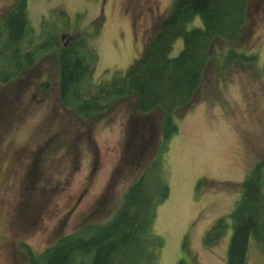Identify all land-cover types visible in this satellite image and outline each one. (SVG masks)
Here are the masks:
<instances>
[{"label": "rangeland", "instance_id": "1", "mask_svg": "<svg viewBox=\"0 0 264 264\" xmlns=\"http://www.w3.org/2000/svg\"><path fill=\"white\" fill-rule=\"evenodd\" d=\"M15 1L0 0V19ZM172 3L28 0L26 15L35 36L45 24L53 35L64 22L60 44L86 39L94 82L132 65ZM246 21L236 51L254 61L213 59L190 107L174 113L177 134L156 167L167 192L154 211L152 232L162 242L155 264H225L230 230L216 241L204 237L232 210L245 175L260 164L264 173V0H248ZM180 48L177 40L171 55ZM53 61L49 55L0 84V264H27L24 247L39 254L82 226L108 221L157 150L158 113L138 114L130 98L84 122L62 110ZM6 69L15 66L0 64V74ZM138 237L127 261L151 264L152 239ZM256 242L244 264H264Z\"/></svg>", "mask_w": 264, "mask_h": 264}, {"label": "trees", "instance_id": "2", "mask_svg": "<svg viewBox=\"0 0 264 264\" xmlns=\"http://www.w3.org/2000/svg\"><path fill=\"white\" fill-rule=\"evenodd\" d=\"M27 1L16 0L10 12L0 19V64L15 66L14 71L6 69L0 74L1 85L16 80L50 55L57 70V103L62 110L84 122L130 98L138 114L157 112L160 122L154 161L127 187L114 215L106 222L82 226L39 254L24 247L26 263L136 264L127 261L128 254L136 246L139 234H145L152 239L150 263L155 264L162 242L152 232L154 211L167 192L165 184H161L162 173L156 167L163 165L167 145L177 134L174 113L190 107L213 59L221 58L222 65L239 59L254 61V55L244 57L236 51L239 39L245 37L248 0H173L132 65L94 82L91 76L95 55L87 40L60 44L57 30L64 27V22L57 25L53 35L44 33V29L51 27L45 24L41 28L43 33L35 36L28 24ZM23 37L29 40L21 46ZM177 40L181 41V48L173 56ZM262 168L260 164L245 175L232 210L204 237L206 243L216 241L225 230H230L225 264H244L252 241H261L263 248L259 250L264 251ZM155 175L159 181L152 186L150 179Z\"/></svg>", "mask_w": 264, "mask_h": 264}]
</instances>
